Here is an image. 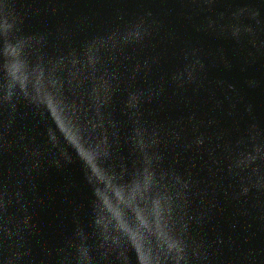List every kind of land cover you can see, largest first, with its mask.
<instances>
[{"label": "water", "instance_id": "water-1", "mask_svg": "<svg viewBox=\"0 0 264 264\" xmlns=\"http://www.w3.org/2000/svg\"><path fill=\"white\" fill-rule=\"evenodd\" d=\"M0 264H264V0H0Z\"/></svg>", "mask_w": 264, "mask_h": 264}]
</instances>
